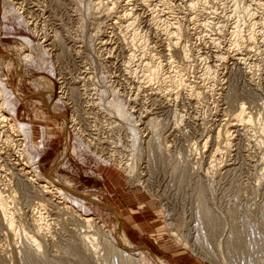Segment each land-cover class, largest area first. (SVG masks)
<instances>
[{"label":"rangeland","instance_id":"obj_1","mask_svg":"<svg viewBox=\"0 0 264 264\" xmlns=\"http://www.w3.org/2000/svg\"><path fill=\"white\" fill-rule=\"evenodd\" d=\"M166 1L170 10L160 0H115L110 9V0H0V103L25 140L9 139L0 123V189L18 190L15 231L0 221V264L126 262L115 251L107 256L98 240L93 249L83 244L93 231L78 213L96 216L108 241L138 264H264V0H238L254 12L255 41L247 37L252 20L241 13L236 48L233 0ZM125 6L133 25L121 15ZM173 20L182 35L168 46L162 26ZM133 30L143 41H130ZM168 53L189 69L193 88L177 93L163 88L162 75L145 76L154 54L167 75ZM206 65L215 78L202 76ZM241 102L252 123L231 117ZM173 110L182 115L177 126ZM157 121L154 137L165 147L152 137ZM20 167L41 179L18 185ZM45 181L63 193H43ZM43 216L47 230L38 235L34 222Z\"/></svg>","mask_w":264,"mask_h":264},{"label":"bare ground","instance_id":"obj_2","mask_svg":"<svg viewBox=\"0 0 264 264\" xmlns=\"http://www.w3.org/2000/svg\"><path fill=\"white\" fill-rule=\"evenodd\" d=\"M150 1H152V0H140V3L142 2V3H147V4H149L150 3ZM191 1V3L193 4V3H197V1H199V0H197L196 2H195V0H190ZM206 1V0H205ZM254 1V0H253ZM252 1V2H253ZM259 0H256V2H258ZM160 2L168 9V10H170V8H171V6L169 5V2H167L166 0H160ZM189 2V1H188ZM204 2V1H203ZM207 2V1H206ZM260 2V1H259ZM259 2H258V4H259ZM114 3H115V0L113 1V0H110V2H109V4H107L106 6H108V9H110L109 8V6L110 5H114ZM123 3V2H122ZM134 3V2H133ZM132 3V4H133ZM137 3V2H136ZM171 3V2H170ZM190 3V2H189ZM255 3V2H254ZM262 4V3H261ZM135 5V4H134ZM140 6V5H139ZM150 6V5H149ZM254 6H255V4H254ZM116 7V6H115ZM250 7H252V5L250 6ZM106 8V7H105ZM192 9L194 8V6L193 7H191ZM196 8V7H195ZM199 8H201L202 10H204V9H206V8H208L207 7V5H206V3L204 2V3H202V4H200V7ZM112 9V8H111ZM194 10V9H193ZM233 10H234V13H235V18L237 19L236 21H235V26L233 27V29H232V32H231V35H232V41H234V42H231L232 43V46H233V43H237V44H235L234 46H235V48H236V45H239L238 43H239V39H241V37H242V33L240 34V32H242V30L240 29V25H242V24H240L241 22H239V19H241L240 17H241V13L243 14H245V16L246 15H248L249 17H250V19L249 20H252L251 22H247L246 24H250L249 25V27H248V33H247V37L249 38V40L253 43V41H255V38H254V23H255V19H254V21H253V18H252V15L253 14H251V13H254V12H251L250 13V8H249V5H245V4H243V5H241L240 4V2L238 1V0H233ZM253 10V9H252ZM254 11V10H253ZM122 14V17L123 18H125L126 20H129L130 18H132V16H130L131 14V12L130 11H128V9H127V7L125 6L124 8H122V12H121ZM154 13H156V12H154ZM154 13H153V16H151L152 17V20L155 22V21H157L158 20V15H159V13H158V15H154ZM233 13V12H232ZM130 14V15H129ZM172 14V13H171ZM120 15V14H119ZM119 15H118V17H119ZM193 16V15H192ZM122 17H120V18H122ZM161 17V16H160ZM248 17V18H249ZM202 18V17H201ZM246 18V17H245ZM134 19H135V16H134V18H132V20L131 21H129V23H128V26L129 25H131L132 23L134 24ZM176 19V18H175ZM261 19V18H260ZM136 20V19H135ZM159 20H161V19H159ZM243 20V19H242ZM151 21V20H150ZM152 21V22H153ZM162 21V20H161ZM212 21V20H211ZM216 21V20H215ZM241 21V20H240ZM165 22V21H164ZM171 22V21H170ZM239 22V23H238ZM157 23V22H156ZM161 24V26H162V23L161 22H158V24ZM169 23V22H168ZM261 23V22H260ZM132 24V25H133ZM152 24H155V23H152ZM163 24H165V23H163ZM168 25V24H167ZM227 25V24H226ZM154 26H156V25H154ZM169 26H171L170 28H168L166 25H165V27L164 26H162L163 28V33H165L166 34V36H167V42L169 41V43L167 44L168 46H171V42H173V39H175V40H177V42L179 41L178 39L180 38V36L182 35V27L179 25V22H177V21H172V23H171V25H169ZM158 27H160V26H158ZM128 28V27H127ZM161 29V28H160ZM241 30V31H240ZM215 32H217L218 33V31H214L213 33H215ZM217 35V34H216ZM215 35V36H216ZM241 35V36H240ZM131 38H130V41L131 42H134V41H137V40H139L140 38H139V36H140V33L138 34V32L136 31V30H133L132 31V33H131ZM143 36V35H142ZM214 35H210V37L209 38H213V37H215ZM240 37V38H239ZM142 38H144V37H142ZM146 38V37H145ZM140 40H142V39H140ZM143 41V40H142ZM145 41V40H144ZM187 41H189V40H187ZM249 42V41H248ZM189 44V43H188ZM190 45V44H189ZM233 46V47H234ZM226 47V46H225ZM181 53L188 59V57H190V56H192V54H191V49H190V47L188 46V45H186V44H184V45H182L181 46ZM168 60L170 61V63H169V67H167L168 68V70H170L169 71V73L167 74V75H165L166 74V72L164 71V64L162 63V60L160 59V57H158L157 55H155L154 54V56H152V58H151V60H149L148 59V61H146L145 62V64L143 65V67H142V69L144 70V73H145V76L146 77H148L149 79L150 78H152V79H154V78H156V77H158L159 76V74L160 75H162L163 76V83L165 84V86H163V88L164 89H168V90H173L174 91V89H176L177 90V93H178V91L180 92H182V90L183 89H185V88H188V86H190V88H193L192 86H194V85H192V83H191V81L188 79V68H186V67H184V66H180V65H177L176 63H174V59H173V56L172 55H170V53H168ZM182 55V56H183ZM220 55V54H219ZM26 57H28V55H26ZM222 58H224L223 56H221ZM220 57V58H221ZM172 59V60H171ZM173 61V62H172ZM204 70H203V74H202V76L204 77H211V78H215L216 77V71L211 67V66H209V65H206V66H204ZM161 76V77H162ZM5 76H3V78H4ZM42 82V81H41ZM193 82V81H192ZM156 83V82H155ZM194 84V83H193ZM62 86V85H61ZM60 86V87H61ZM63 87V86H62ZM61 87V88H62ZM162 88V89H163ZM189 88V89H190ZM63 89H64V87H63ZM63 89H62V91H63ZM188 89V90H189ZM199 89V88H198ZM188 90H187V92H188ZM0 91H1V89H0ZM62 91H61V93H62ZM65 91H66V88H65ZM164 92V91H163ZM186 92V91H185ZM189 92H190V94L192 93L190 90H189ZM195 92H196V89H195ZM1 93V92H0ZM196 95H197V92L194 94V96L196 97ZM168 100V99H167ZM162 105V104H161ZM244 104L241 102L240 103V105H239V107L236 109V111H237V113L235 112V115L234 116H231V117H234V119H235V121H237V122H240V124H244V123H246V124H249L252 120H253V117H252V115L250 114V112L248 113L247 111H246V109H245V107L243 106ZM174 112H176V114H177V116L179 115V119H176L175 120V122H174V125H176V124H178L182 119H181V116L182 115H180L179 114V112H177L176 110H173ZM119 112V111H118ZM234 112V111H233ZM117 113V112H116ZM115 113V114H116ZM227 114V113H226ZM233 119V118H232ZM13 119L12 118H10V117H7L6 116V114H5V110H4V107H3V103H0V123L1 122H3V121H5V123L8 125V128H7V130L10 132V136H9V139L10 138H12V136L15 138H17L18 136L21 138L20 140L21 141H25L24 140V138L21 136V135H19V133H20V131H18V134H15L14 132H17V127H16V125H15V123L12 121ZM178 120H179V122H178ZM77 117H74V116H72V118H71V120H70V124H76L77 122ZM232 121V120H231ZM264 121V120H263ZM76 122V123H75ZM249 122V123H248ZM253 122V121H252ZM251 122V123H252ZM154 123V122H153ZM227 123V122H226ZM21 126H25L26 124H23V123H19ZM150 124V123H149ZM158 124H161L159 121H157V122H155V124L153 125H151L150 127H152L153 128V135H152V137H154L155 135L157 136H159V134L157 133L158 132V129H159V127H158ZM228 124V123H227ZM229 124H231V123H229ZM229 124L227 125V126H229ZM179 125V124H178ZM232 125V124H231ZM230 125V126H231ZM69 126V125H68ZM73 126H75V125H73ZM162 125H160V127H161ZM177 126V125H176ZM223 126V125H222ZM227 126H225V127H227ZM6 127V126H5ZM19 127V126H18ZM148 127H149V125H148ZM164 127V126H163ZM244 127V126H243ZM72 128V127H71ZM151 128V129H152ZM263 128V127H262ZM24 129V128H23ZM223 129H224V126H223ZM227 129V128H226ZM220 130V129H219ZM219 130H218V132H219ZM222 130V129H221ZM221 130H220V134L217 132L216 134V140L220 137L219 135H222L224 132H222L221 133ZM225 130V129H224ZM228 130V129H227ZM152 131V130H151ZM228 132L229 131H225V133H226V135L228 134ZM231 132V131H230ZM9 134V133H8ZM230 134V133H229ZM225 135V134H224ZM223 135V136H224ZM225 135V136H226ZM160 136H162V135H160ZM228 136V135H227ZM226 136V137H227ZM230 136V135H229ZM164 137V136H163ZM226 137H224V138H226ZM155 138V137H154ZM157 138V137H156ZM156 138H155V140L154 141H156ZM208 138V137H207ZM222 138V137H221ZM229 138V137H228ZM228 138H227V140H228ZM157 139H159L158 140V142H159V146H166V144H165V142H164V140H165V138H161L160 139V137H158ZM8 140V139H7ZM218 140H220V139H218ZM217 140V141H218ZM222 140V139H221ZM226 140V139H225ZM224 140V141H225ZM224 141H222V143L224 142ZM230 141V140H229ZM228 141V142H229ZM9 142V141H8ZM227 142V144H226V141H225V143H223V144H226V145H228L229 143ZM197 142H195V144H196ZM220 143V142H219ZM207 144H208V140H206V139H204L203 140V142L200 144L201 145V147L202 148H205L206 146H207ZM222 144V145H223ZM192 145V144H191ZM198 145V144H197ZM220 145V144H219ZM167 146H168V144H167ZM193 146V145H192ZM217 146V145H216ZM224 146V148L226 149V147H225V145H223ZM65 148L63 149V151H66L67 149H66V144H65V146H64ZM169 147V146H168ZM195 147V146H194ZM193 147V148H194ZM218 147V146H217ZM216 147V148H217ZM167 148V147H166ZM196 148V147H195ZM220 149V147L219 148H217L216 149V151H218ZM98 151V153L100 152L99 150H97ZM191 151V150H190ZM215 151V149H214V152H216ZM221 150H219V152H220ZM213 152V151H212ZM213 152V153H214ZM218 152V153H219ZM214 154H216V153H214ZM100 156H102V157H104V159H108L109 157H107V155H106V153L105 154H101L100 153ZM212 157H214V156H212ZM216 157H214V159H215ZM20 159V158H19ZM216 160V159H215ZM214 160V161H215ZM213 161V162H214ZM216 162V161H215ZM114 164V163H113ZM211 164H213L212 163V161H211ZM210 164V165H211ZM218 164V163H217ZM209 165V166H210ZM115 167H118L117 165L115 166ZM133 167H135L134 165H133ZM132 166L131 167H128V169H129V177L130 178H134L133 176L134 175H136V171H135V169L133 168ZM19 170H17V171H19L17 174H18V178H20L19 180H18V185H30V184H32V183H34V181L36 182L37 181V179H41L39 176V174H38V176L36 175V174H31V171H25V167H20V168H18ZM15 170V171H16ZM16 171V172H17ZM136 178V177H135ZM134 178V179H135ZM17 179V178H16ZM39 181V180H38ZM39 182H42V180H40ZM16 183V182H15ZM49 183V181H45L43 184L41 183L39 186L40 187H42V188H44L42 191H43V193L45 192L47 195H49V196H53L54 194L56 195L57 193H59V194H61V193H63L62 192V189H60V188H58V187H50L51 186V184H48ZM17 184V183H16ZM53 186V185H52ZM8 187V186H7ZM23 187V186H22ZM25 187V186H24ZM65 187V186H64ZM30 188V187H29ZM10 189V188H9ZM19 189V188H18ZM8 190V189H7ZM9 191V190H8ZM17 191L18 190H13V189H11V191H9L10 192V194L8 193V194H4V191H2L1 189H0V221H2L3 222V224L5 225V228H7V229H9L11 232H14L15 230V226H17L16 225V219H15V217H14V211H13V206L12 205H14V199H15V197H16V195H17ZM19 191H20V189H19ZM30 191V190H29ZM6 192V191H5ZM65 193V192H64ZM75 194V193H74ZM26 195V194H25ZM54 195V196H55ZM75 195H77V194H75ZM82 196V195H81ZM79 198H82V197H80V196H78ZM64 198V197H63ZM63 200V199H62ZM54 201V200H53ZM94 202V201H93ZM41 203V202H40ZM63 203H64V206L65 207H67V208H71V206L69 205V202L66 200V198H65V200H63ZM42 204V203H41ZM17 211V210H16ZM41 212V211H40ZM76 212V211H75ZM36 214V213H35ZM38 214H41V213H39L38 212ZM33 215V214H32ZM43 214H41V216H42ZM77 216H78V218L85 224L84 225V227H86L87 229H89L90 231L92 230L93 231V234L92 235H84V236H82V238H80L81 239V241L83 242V244H85L86 246H90L91 248L93 247H95L96 246V244H98V242H97V240L100 242V243H102V245H104L105 247H106V250H105V253H106V255L108 256L111 252H113V251H115V252H117V253H121V254H124V255H126L125 257H127V259L126 258H124V259H126L127 261H128V263L129 264H138V259L137 258H135L134 256H131L130 255V253L128 252V251H124V249L123 248H121L120 246H118V244H117V247H115V245H112L111 244V242L110 241H108V236L107 235H109V233H107L106 231H105V229H104V225H103V223H101L99 220H98V218L96 217V216H94V215H83L82 213H78V214H76ZM37 217V216H36ZM44 217L45 216H43V217H39L38 219H36V221L34 222V227H35V229L34 230H36V233H40V232H42V230L45 228V230H47L46 229V222L47 221H45V223H43L42 222V218L44 219ZM33 219V218H32ZM45 220H47V219H45ZM33 223V222H32ZM32 226H33V224H32ZM47 228H48V226H47ZM22 230V229H21ZM44 230V231H45ZM88 230V231H89ZM38 231V232H37ZM89 231V232H90ZM118 231H119V235H120V241H121V243H123V244H125L126 242H125V238H124V234H123V232H122V230L121 229H118ZM24 232V231H23ZM46 232V231H45ZM39 233H38V235H39ZM44 232H42V234H43ZM25 234H26V237H27V240L29 241L28 243H30L31 244V246H33L34 245V247L36 246V248H35V250L37 249V250H39L40 249V247H41V245H40V243L37 241V239H35L34 238V235H29V233L27 234L26 232H25ZM35 234V233H34ZM24 237H25V235H24ZM25 237V238H26ZM41 237V236H40ZM24 238V239H25ZM98 238H100L101 240H99ZM110 242V243H109ZM186 242V241H185ZM96 243V244H95ZM187 243V242H186ZM82 244V245H83ZM97 247V246H96ZM92 248V249H93ZM101 249V248H100ZM37 252V251H36ZM114 253V252H113ZM34 255V254H33ZM95 255V254H94ZM25 256V255H24ZM30 256V255H29ZM106 256V257H107ZM100 257H101V255H100ZM126 261V262H127ZM126 262H124V263H122V264H126ZM156 264H168V263H163L162 261H159V260H157L156 261Z\"/></svg>","mask_w":264,"mask_h":264},{"label":"crops","instance_id":"obj_3","mask_svg":"<svg viewBox=\"0 0 264 264\" xmlns=\"http://www.w3.org/2000/svg\"><path fill=\"white\" fill-rule=\"evenodd\" d=\"M108 168H111V166H110V167H108ZM113 168H114V167H113ZM113 168H112V169H113ZM114 169H115V168H114ZM114 169H113V170H114ZM115 170H116V169H115Z\"/></svg>","mask_w":264,"mask_h":264},{"label":"built area","instance_id":"obj_4","mask_svg":"<svg viewBox=\"0 0 264 264\" xmlns=\"http://www.w3.org/2000/svg\"><path fill=\"white\" fill-rule=\"evenodd\" d=\"M18 92H21V91H18Z\"/></svg>","mask_w":264,"mask_h":264}]
</instances>
